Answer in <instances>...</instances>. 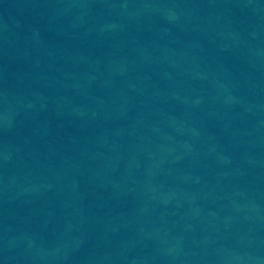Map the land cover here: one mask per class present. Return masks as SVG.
<instances>
[{
    "label": "water",
    "instance_id": "obj_1",
    "mask_svg": "<svg viewBox=\"0 0 264 264\" xmlns=\"http://www.w3.org/2000/svg\"><path fill=\"white\" fill-rule=\"evenodd\" d=\"M0 264H264V0H0Z\"/></svg>",
    "mask_w": 264,
    "mask_h": 264
}]
</instances>
